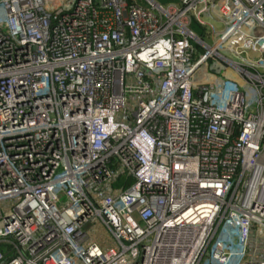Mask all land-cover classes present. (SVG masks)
<instances>
[{
  "label": "built area",
  "instance_id": "obj_1",
  "mask_svg": "<svg viewBox=\"0 0 264 264\" xmlns=\"http://www.w3.org/2000/svg\"><path fill=\"white\" fill-rule=\"evenodd\" d=\"M139 2L0 0V264H264V0Z\"/></svg>",
  "mask_w": 264,
  "mask_h": 264
},
{
  "label": "rangeland",
  "instance_id": "obj_2",
  "mask_svg": "<svg viewBox=\"0 0 264 264\" xmlns=\"http://www.w3.org/2000/svg\"><path fill=\"white\" fill-rule=\"evenodd\" d=\"M134 1H138L139 2V0H134ZM142 1V0H141ZM154 1H156V2H158V3H161V4H163V5H165V6H167V5H169L171 2H172V0H154ZM140 4H143V2H139ZM202 21H205V20H202L201 18H199V19H195L194 21H193V24H192V26H193V30L202 38V37H204V41H205V43L206 44H208V45H213V40L215 39V37H214V28L212 27V26H209V27H207L206 28V33H207V35H205V29L204 28H202V27H204V25H201L199 22H202ZM220 29V27L218 28V30ZM204 32V33H203ZM240 51V50H239ZM229 56V58L230 59H232L233 61H236V62H239L240 61V59H236L234 56H230V55H228ZM209 65H212V61L209 63ZM226 70H228V69H226ZM201 72H203V70H201L200 71V73ZM202 76H204V74H202ZM205 76H208V77H210L209 75H205ZM226 76H229V77H233L234 79H235V77L233 76V74L229 71V72H227L226 71V75L224 74V73H222V75H220V77L221 78H224V79H227V77ZM237 80H238V78H237ZM245 92L247 93V95H249V91H247V90H245Z\"/></svg>",
  "mask_w": 264,
  "mask_h": 264
},
{
  "label": "trees",
  "instance_id": "obj_3",
  "mask_svg": "<svg viewBox=\"0 0 264 264\" xmlns=\"http://www.w3.org/2000/svg\"><path fill=\"white\" fill-rule=\"evenodd\" d=\"M132 183H134V180H132V178H126L125 176H123L122 179H120V181L115 185V187L119 189H125Z\"/></svg>",
  "mask_w": 264,
  "mask_h": 264
},
{
  "label": "crops",
  "instance_id": "obj_4",
  "mask_svg": "<svg viewBox=\"0 0 264 264\" xmlns=\"http://www.w3.org/2000/svg\"><path fill=\"white\" fill-rule=\"evenodd\" d=\"M180 2V0H172V2L171 3H179ZM206 24H208L209 26H211L212 25V20L211 19H208L207 21H206ZM213 26V25H212ZM220 27V25H215L214 26V28L215 29H218ZM217 77V76H216ZM199 80L201 81V82H205V80H204V78L202 77V76H200L199 77ZM216 79L214 78V77H206V81L207 82H209V81H211V82H214ZM201 82H199V83H201Z\"/></svg>",
  "mask_w": 264,
  "mask_h": 264
},
{
  "label": "bare ground",
  "instance_id": "obj_5",
  "mask_svg": "<svg viewBox=\"0 0 264 264\" xmlns=\"http://www.w3.org/2000/svg\"><path fill=\"white\" fill-rule=\"evenodd\" d=\"M173 264H180L179 262H174Z\"/></svg>",
  "mask_w": 264,
  "mask_h": 264
},
{
  "label": "water",
  "instance_id": "obj_6",
  "mask_svg": "<svg viewBox=\"0 0 264 264\" xmlns=\"http://www.w3.org/2000/svg\"><path fill=\"white\" fill-rule=\"evenodd\" d=\"M153 2H156V1H154V0H152Z\"/></svg>",
  "mask_w": 264,
  "mask_h": 264
}]
</instances>
